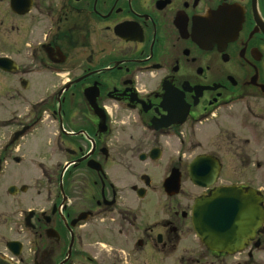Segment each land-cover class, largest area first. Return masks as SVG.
<instances>
[{"label":"flooded vegetation","instance_id":"1","mask_svg":"<svg viewBox=\"0 0 264 264\" xmlns=\"http://www.w3.org/2000/svg\"><path fill=\"white\" fill-rule=\"evenodd\" d=\"M1 1L0 258L259 264L264 0H22L21 14ZM225 188L256 210L234 254L192 226L196 202Z\"/></svg>","mask_w":264,"mask_h":264},{"label":"water","instance_id":"2","mask_svg":"<svg viewBox=\"0 0 264 264\" xmlns=\"http://www.w3.org/2000/svg\"><path fill=\"white\" fill-rule=\"evenodd\" d=\"M22 0H12V6L16 12L20 10ZM6 59L0 58L1 62ZM196 182L197 177L193 175ZM180 177L173 172L166 181L167 190L176 193L179 188ZM245 197V196H244ZM241 194L234 188L220 189L207 198L196 202L193 212V226L197 235L205 245L214 251H227L233 253L244 247V243L256 228V223L250 221L251 211L256 214L255 206L245 203ZM246 199V197H245ZM250 207L252 210H250ZM252 223V224H251ZM0 264H8L0 258Z\"/></svg>","mask_w":264,"mask_h":264},{"label":"rangeland","instance_id":"3","mask_svg":"<svg viewBox=\"0 0 264 264\" xmlns=\"http://www.w3.org/2000/svg\"><path fill=\"white\" fill-rule=\"evenodd\" d=\"M5 3L0 0V38L5 39L8 26L7 24H3L2 21L5 19ZM5 21V20H4ZM8 34V33H7ZM4 49V48H2ZM37 173L38 168L36 165H33L31 161L28 162V179L27 183L29 185V190L27 193L23 194L20 199L25 200V205L28 207L34 206L38 204V197H37ZM18 199V200H20ZM15 199L13 200V205H15ZM15 207V206H13ZM176 260L175 256L173 257V262ZM242 257L240 255H236V259L232 261L241 262L242 263ZM222 261V260H221ZM230 262V264L232 263ZM201 264H220V261L216 260L210 253L205 252V255L200 260ZM259 264H264V256L260 258V260H257ZM229 264V263H228Z\"/></svg>","mask_w":264,"mask_h":264}]
</instances>
